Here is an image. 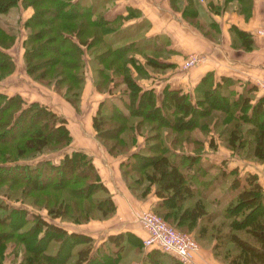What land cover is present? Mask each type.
<instances>
[{
	"label": "trees",
	"instance_id": "1",
	"mask_svg": "<svg viewBox=\"0 0 264 264\" xmlns=\"http://www.w3.org/2000/svg\"><path fill=\"white\" fill-rule=\"evenodd\" d=\"M236 1L246 3V0ZM104 2L0 0V13L15 4L31 8L21 23H17L18 29L19 25L23 28L20 45L25 74L31 80L51 86L56 92L61 90L62 97L72 104L79 100L84 68L91 73L93 86L108 79L109 84L103 88L107 97L97 102L91 125L95 138L106 136L112 139L111 144L105 145L111 155L123 156L118 169L127 187L131 190L140 187V194L151 190L157 197L154 207L175 226L193 227L201 237L210 227L214 238L211 250L221 247L224 264H264L263 187L253 173L239 175L235 167L226 169L223 159L219 165L207 160L204 155V141L210 150L215 148L211 142L212 136L207 135L205 129L209 125L215 127L219 122L218 114L221 113L222 143L233 153L242 152V155L253 157L264 165V96H254L255 88L251 82H243L238 90L237 79L220 75L218 80H214L212 72L208 70L191 87V91L170 88L164 84L156 93L150 86L137 85L135 80L149 75L145 66L157 69L166 67L155 57L156 51H160L166 42H151V39L157 40L160 36H146L143 33L144 20L120 26L124 18L135 14L131 8H127L124 15L105 17V8H100ZM193 3V0H186L189 9L181 8V16L198 29L199 24L192 19L195 17ZM216 7L212 5V8ZM208 18L206 26L212 27L215 35L218 34L216 23ZM227 30L232 47H252L253 40L247 30L233 24ZM118 32H128L130 38L116 44L118 39L112 40L107 36L108 33ZM15 35V32L0 26V79L13 69L12 56L5 49L14 42ZM148 47H151V53L145 52ZM39 49L47 52H40ZM135 53L142 55L143 63L133 56ZM84 54L87 65L83 60ZM103 56L109 57L106 59L107 65L93 64L98 63ZM36 57L39 60H34ZM131 66L135 68V73L131 72ZM3 68L6 70L2 73ZM38 69L39 72L36 71ZM120 83L122 86L118 87ZM110 87L115 88L117 93ZM105 99L110 101H107L109 107H104ZM20 102L18 94L7 95L0 91V142L12 137L22 138L21 142H15V146L21 145L19 147L25 150L39 152L49 143H68L70 136L63 116L35 100L26 102V105H20ZM109 119L119 121L109 127L112 130H104L101 128L102 123L106 124ZM23 121L24 128L15 131V125ZM138 134L143 136L139 144L136 139ZM19 147H15L14 156L11 157L21 154ZM41 157H37L39 162L35 165L23 164L30 171L26 179H19L15 175L17 164L12 163L17 159L4 161L10 163L8 165L0 162L3 163L0 164V182L24 181L29 182L27 185L30 190H58L56 196L43 198L47 203L45 214L50 218L82 222L91 218L104 219L113 213V201L92 167L89 155L71 150L70 153H63L55 163ZM210 169L215 172L207 174ZM138 171L140 176L132 180L128 178V174L133 175ZM49 172V178L43 176ZM39 175H42V179L36 181L34 176ZM51 176L58 178L54 180ZM143 178L147 183L141 188ZM220 182L221 193L214 196L217 200L209 201L206 198L208 192ZM14 187L13 183L0 187V194L10 201L0 197V227L8 226L6 230H0V245L7 238L21 245L23 254L16 264H91L94 263L93 253L99 264H112L113 259H116L115 252L124 241L127 242L129 236L138 239L130 230H118L107 233L99 244L93 245L87 234L67 230L56 222L41 218L38 213H33V220H29L25 215V207L16 208L10 204L15 201L27 204L20 198L24 191ZM95 191H101L102 196L93 197ZM200 198L217 207L209 210ZM87 202L92 205L91 208L85 204ZM14 214L18 217H14ZM220 215L221 220L218 218L215 224L207 225ZM26 222L29 225L22 229ZM65 238L70 244L60 248L59 242L53 253L45 250L49 249L50 240L62 241ZM151 247L140 256L139 264L185 263L156 246ZM165 257L170 261L163 263Z\"/></svg>",
	"mask_w": 264,
	"mask_h": 264
},
{
	"label": "rangeland",
	"instance_id": "2",
	"mask_svg": "<svg viewBox=\"0 0 264 264\" xmlns=\"http://www.w3.org/2000/svg\"><path fill=\"white\" fill-rule=\"evenodd\" d=\"M158 1H161V0H158ZM193 1L196 4L195 5V10H198V8H200V9L207 8L208 10H211V11L216 12V13L220 12L221 10H227V11H232V12L240 14L243 19H246L248 17V15L250 13L249 12L250 10H248V8H251V5H252V0H246V3L245 2L238 3L236 0H225V1L224 0H193ZM185 3H186V0H172V7L179 8V12L181 13V8H184V9L188 8L189 9V5L185 4ZM169 4H170V1H169ZM209 4H211V5H209ZM212 5H214V6L217 5L218 7L212 8ZM100 8L101 9L106 8L105 4L100 5ZM236 9L241 10V11H238ZM25 10H27V12L30 13L31 12L30 6H25V7L22 8L18 4H15V5L11 6L10 8H8L7 11L0 13V26H2L7 31L15 32V34H16L15 35L16 38H14V42L11 44L10 47L5 49L6 52H9V54H12L14 60L16 61V65L15 66L13 65L14 69L16 67V71H15L14 75L12 76V78H8V79L3 80L2 82H0V90H2L3 93H5L7 95L18 94L21 97L20 105L21 104L22 105H26L27 104L26 102L31 101V100H35V101H37V102H39L41 104H46L48 106V108H50L51 110H53L57 114H59V115L64 117L65 126L66 127L68 126V129L70 128V130L67 129L70 138H69V141H68V143L66 145H63L64 143H62V141L59 144H55V143L51 144V143H49L48 145H46V147L42 148L41 149L42 151H40V152L38 150H33V151L25 150V149L19 147L21 145H16L15 146V142L17 140H18V142H21L22 138L13 139V137H12V139H10V140H9V138L1 140V142H0V150H1L0 162L4 163V161L5 162H9V161H6V160L17 159V161H14V163H12V164H17L15 166V171L14 172L16 173L15 175L19 176V179L20 178L21 179H26V177L29 176V174H30V171L28 170V168H26V166H23V164L29 163L28 165H35V164H37L39 162V160H38L39 158H37L39 156L40 157L41 156L42 157H46L51 162L55 163V162H57L56 161L57 159H60V157L63 155V153H65V152L66 153H70L71 150H79V151H83L85 154H87V155H89L91 157V154L87 153V151H84V150H82L80 148H75V149H70L69 150V146H70L69 144H72V142H74L73 144H75L76 143L75 140H77L78 141L77 143H79V142H81V138H82L80 133H77V136H75L74 133H71V132H74V129L76 128V124L80 123V124H84V127H87V129L90 130V132H92V130H93V134H94V129H93L92 125L90 126L91 117H92V114L94 113V110L96 108L97 99L98 98L101 99L102 97L103 98L107 97V95L103 91V88L106 86V84H109L108 83L109 80L108 79H106V80L104 79V81L100 85L97 84V86H93L94 83L92 82V79H91V77H92L91 73L88 70H85V68H84V79L82 81L83 91H82V94H81V90H80V93H79L81 102L78 101V102H74L73 104L70 103L71 106L67 104V107L66 108H62L63 111H61L60 107H58L56 105V103H55L56 102L55 100H58V99L61 98L60 99V101H61L62 99H64L62 97L61 90L59 92L55 93V95H54V98H55L54 101L55 102L51 101V99L48 98V92H45L48 89V87H51V86H47L44 83H39L38 81L31 80L25 74V71L23 70V66L20 64L22 61L19 60V51H20L19 45H20L21 38L23 36V28L19 25V29H18L17 23L19 22V24H20L22 18L25 17L24 16ZM200 17H201V19H199V18L197 19V18L192 17L194 22L199 24V28H198L199 31L203 35H205L208 39H211V40H214V41L217 40V37L219 36V30H218V36H217V34L215 35V31H213L212 27L206 26V25H208V24H206V22H207V20L209 18L208 17L205 18L204 16H200ZM183 19H182L183 24L186 25V23H187L185 21L186 19L185 18H183ZM214 22L216 23V26L218 27V21H216L214 19ZM231 24L232 23H230L229 25H231ZM228 26H227V29H228ZM258 27L255 28L254 31L256 33H262L264 31V27L263 26H258ZM140 30H141V28H140ZM227 32L229 33L228 30H227ZM248 34H250V32ZM107 36H108L109 39H112V40L118 39L117 40L118 43H116V44H120V42H123L126 39L130 38L128 32L108 33ZM232 36H234V38H235L234 34H232ZM250 36H251V34H250ZM166 39H168L167 36L162 34V35H160V37L157 38V40L154 38V40L151 39L150 41L151 42H154V41H159V42H163L164 41V42H166L167 41ZM229 41H230V35H229ZM149 44H151V43H149ZM156 45H157V43H156ZM252 47H253V45H252ZM91 48L93 49L94 47H91ZM40 50L41 49H39V51ZM150 50H151V47H148V48L145 49V52L151 53ZM176 50L179 51V49H177V48H176ZM246 50H249V49H246ZM169 51L173 52V49H170V50L168 48L165 49L163 47V45H162L161 48H160V51H156V54L159 53L161 56H165V55L168 54ZM40 52L46 53L47 51L45 49L44 50L42 49V51H40ZM181 52H183V54H182L181 58L179 57V59H181V62H180L181 69L180 70H182V71L188 72V70H190L192 67H194L196 65H200L201 63H203L205 61L203 51H199V53H195V52H190L189 53V52H185V51H181ZM94 53H92V54H94ZM109 56L112 57L111 54ZM133 56H136V58L139 59L140 62L143 63V60H142V57H141L142 55H139L138 53H135ZM191 56H193L194 59ZM83 57H84L83 60L87 59L86 58V54H84ZM107 58H109V57H107ZM107 58H105L103 56L101 59H99L98 63H93V64H95V65L98 64L97 66H101V65L105 66V65H107V60H106ZM187 58H192V61L188 62V63H185ZM34 60H39V57H36ZM85 65H87L86 60H85ZM136 66H138V63L135 65V67ZM8 67L9 66H7V68ZM145 67L149 70V71H147V73H149V74H150V71H155V70H161L162 71V69L153 68V67H151L149 65H147ZM141 68H138V69L140 70ZM14 69H12L11 72H13ZM4 70H6V69L3 68L2 69V73L4 72ZM39 70L40 69H38L36 71L39 72ZM205 71H207V70H205ZM208 71L212 72L211 76H212V78L214 80H218L219 79V76L221 74H217L216 73L217 74L216 75L212 70H208ZM131 72L135 73V68L133 66H131ZM117 74H116V77L120 78ZM200 77L201 76H199V78ZM86 79H88L90 83H93L92 87L94 88V90L92 89L91 84H90V86H85ZM142 79H143V82H145L147 84H153L154 83L153 82L154 79H158V77L153 75V73H151L150 75H148V77H143ZM198 79L194 82V84L198 81ZM257 79H259V78H255L254 80L251 81V83L254 85V88H255V92L253 94H254V96L256 94H258L256 96H260V95L264 96L261 93L260 88L258 87V84L256 82ZM83 83H84V85H83ZM135 83L137 85L139 84L141 86L144 85V83L141 84V81H139V78L137 80H135ZM155 83L157 84V83H160V82L156 81ZM193 85L190 86V87H193ZM235 85H236V83L234 84V88H235ZM117 86L118 87L122 86V84L120 83ZM166 86H168V84ZM113 87H110V88L115 93H117V91L114 90L115 88H113ZM158 91L156 90L155 92L157 93ZM53 94H54V92H53ZM99 99H98V101H99ZM45 101H51L55 105H53L51 103H45ZM107 101H109V100L105 99L104 107H109V104L107 103ZM104 107H102V108L107 112V114H109L108 113L109 111L106 110ZM195 118H196V116H195ZM217 118L219 120V122H218L219 125L216 124L215 127L213 125L212 126L209 125L205 129L207 131V135L209 134V135L212 136L213 139H211V142H213L215 144V148L213 150H210L209 148H207L208 146L206 145V141H204V145H205L204 155H205V153H209L210 156H209V158L205 156L206 159L211 161V162H216L217 164L221 165V146L222 147H227V146L224 145L222 143V141H221V113L218 114ZM109 120L110 121L107 122L104 125L102 123L101 128H103L104 130L105 129L106 130H112V129H109V127L113 126V122H118L119 121V119L118 120L117 119H109ZM24 123H25L24 121H23V123L22 122L17 123V125H15V128H14L15 131H19V130L23 129L24 128ZM216 123H217V121H216ZM69 131H71V132H69ZM143 132H144V130L141 131V133H143ZM199 136H201V135H199ZM101 139L100 138H96L98 143L101 144L104 147V149L107 151V148H106L105 145L106 144L107 145L111 144L112 139L109 138V137H106V136H103V138H101ZM136 139L138 140L137 144L142 143V139H143L142 134H138L136 136ZM212 140H215V141H212ZM15 147H19L20 150H22L21 154L15 155V157H11V156H14L13 155L14 154L13 151H14ZM228 150H229L230 154L233 153L230 148H228ZM242 150H244V148ZM15 154H16V152H15ZM237 155L239 157H242V158H245V159H250V160L253 159V157H248L246 155H242V152H239ZM4 156H6V157H4ZM30 157L31 158H37V159H31ZM122 157L123 156H121V158ZM3 158H5V159L3 160ZM253 161H256V160L253 159ZM91 162H92V159H91ZM3 163H0V164H3ZM4 164L8 165L10 163H4ZM93 166L94 165L92 163V167ZM93 168H95V167H93ZM188 172H189V170H188ZM211 172H215V170L214 169H210L207 174H209ZM96 173L98 174L97 170H96ZM139 173L140 172L138 171V172L132 173L133 175L128 174L130 176V177L128 176V178H131V180H132L137 175L140 176L141 173L140 174ZM49 174H50V172L43 174V176H45L46 178H49V176H50ZM119 175L123 178V176L121 175L120 172H119ZM34 178H35L36 181H41L42 175L34 176ZM51 178L55 180L58 177L57 176L56 177L51 176ZM122 178H120V179H122ZM59 179H63V178L60 177ZM35 180L31 179L32 183H35ZM99 180L101 181L100 177H99ZM142 182L143 183H141V188H144V186H145L144 184L147 183L145 178L142 179ZM0 183H1L0 187H2V188H4V184L11 185L13 183V185L15 186L14 188H19V189H22L24 191V193L21 192L22 197H20V196L19 197L22 198V201L27 202V204H25V203H23L21 201L11 202L10 204L14 205L16 208L25 207V209H24V211L26 213L25 215L28 217L29 220L30 219L33 220V218H32L33 217V213H38L41 218L43 217V219H45V220H47L49 222H56V223L60 224L61 226H63L67 230H73V231H76V232H82V233L87 234L92 239L91 241H92L93 245H95L96 243L99 244L100 241L103 239V237L106 235V233L116 232V231H114L115 229H113V228H109L105 232V229H107L110 226H107V222L103 221V219H98L96 221L95 218H91V219H88V220L82 221V222H73L70 219L58 220L57 217L56 218L48 217L45 214V211H46V208H47L46 207L47 203L44 201L43 198H46V197H49V196H51V197L56 196L58 194V190H56V189H54V190L53 189H49V190L48 189H44L43 190V189H40V188L39 189L38 188H33V190H30L28 185H27V183H29V182L25 183L24 181H17L16 183H14V182L9 183V181L7 180V181H4V182L1 181ZM103 185L105 186L104 183H103ZM139 188L140 187H136L135 188L137 190V193L140 192ZM106 189H107V192H108L109 196L111 197V194H110V192H109L107 187H106ZM220 193H221V182H220V185L218 184L215 188H213L212 190H210V192H208L206 198L209 201H211V200L215 201L217 199H215L214 196L217 195V194H220ZM94 196L101 197L102 196V192L101 191H97V192L95 191L94 194H93V197ZM0 197H1V199L6 200L7 202H10L2 194H0ZM201 201L206 204V207H208L209 210H213V209H215L217 207V205H213V203L208 204L203 199H201ZM28 203H30V204H28ZM154 203L151 206V208H150V205H149L148 208L140 210L139 214L144 212V211H150V212H152L154 214H157L167 224L171 225L176 230H178L180 232H183V233H186V234H189L192 237V239L195 241V243L197 244L196 249L200 245L208 248L211 257H213V259L216 260L215 264H221V262L223 263V261L221 260V247H215L214 249L211 250L212 244L214 242V238H213V234L211 233L212 231H210L211 230L210 227H209L210 230L208 228L204 232L202 237H201V236L196 234L195 229L193 227H190L188 225L187 226H175L170 220L165 219V218H163L161 216L159 211H157L156 208L154 207ZM85 204H87V206H90V208L92 207V205L89 202H87ZM14 217L17 218L18 216L14 214ZM218 218H220V220H221V215L216 217L212 221V223L207 224V225L215 224L216 222H218V221H216V220H218ZM139 222L141 223V221H139ZM28 225H29V222L24 223L23 226H22V229L26 228ZM109 225H111V224H109ZM141 225L143 227L142 223H141ZM79 227H81L82 229H79ZM2 228H5V230H6L8 228V226L7 225L6 226L2 225V227H0V230ZM121 228H123V226H121ZM123 230L127 231V229H123ZM15 233L17 234L18 231H16ZM26 233L27 232H25V234ZM131 233H133L138 239L134 238L133 236H129L127 242L124 241L123 245H120L118 250L115 252L116 259L115 258L113 259L112 264H139L140 256H142L143 254H145V252H147L150 248H152L151 246H153V245H145L142 242V239H141L142 237L137 236L136 233H134L132 231H131ZM59 242H60V248H63L67 243H69V240L66 239V238L63 239L62 241H59L57 239H52V240H50V243H49V249L45 248V250L53 253L55 248H57V244ZM73 246L74 245H71V247H73ZM0 248H1V251H0V264H16L17 260L21 257V254H23L21 245L19 243H16L12 239H9V238H7L6 240L2 241V243L0 245ZM196 249H194V250H196ZM194 250H191L190 252H192ZM190 252H189V254H190ZM160 253H162V252H160ZM162 254H164V253H162ZM189 254H188V258H189ZM212 254L215 255V256H213ZM93 256H94V258H93L92 262H94V263H91V264H99L97 262V260H98L97 256L94 253H93ZM168 261H170V259H168V257H165V261H163V263L164 262H168ZM42 264H46V263H42Z\"/></svg>",
	"mask_w": 264,
	"mask_h": 264
},
{
	"label": "crops",
	"instance_id": "3",
	"mask_svg": "<svg viewBox=\"0 0 264 264\" xmlns=\"http://www.w3.org/2000/svg\"><path fill=\"white\" fill-rule=\"evenodd\" d=\"M104 4L106 7L104 13L107 18H112L117 14L124 15L127 8L135 10V14L124 18L120 26L139 23L140 20H144L143 33L146 36H160L164 34L168 38L166 39L167 41L164 48H168L169 50L173 49V52L169 51L165 56H161L157 53L155 56L156 59L161 60L166 67L162 68V71H150V74L153 73V75L158 77V79H154L153 84H147L143 82L142 78H139L141 84L144 83L143 87L151 86L154 91H158L164 84H168L170 88H180L182 91H190V86L194 84L205 70H212L215 74L217 73L237 79L238 90L243 82H251L255 78H264V31L262 33H256L254 31L258 26L264 27V0H252L250 13L246 19H243L238 13L227 10H221L218 13L208 10L207 8H198L197 11L195 10L194 18L201 19L200 16H204L205 18L210 17L218 21L219 36L217 34L218 37L215 41L208 39L195 28L194 25L189 24L186 20V25L183 24V17L179 12V8L172 7V0H105ZM193 4H195V2ZM25 12L24 16L29 14L27 10H25ZM230 23L250 32L253 40V47L251 49H240L230 45L229 33L227 32V26ZM19 47V60H21V45H19ZM176 48L179 49V51H177ZM181 51L189 53H199V51H203L205 58L204 64L201 63L200 65H196L188 70V72L180 70L181 59H179V57L181 58L183 54ZM10 55L12 56V54ZM12 59L14 61L13 65L15 66L16 61L13 56ZM20 64L22 65V62ZM15 71L16 67L13 72L1 78L0 82L12 78ZM156 81L160 83L156 84ZM88 82L89 80L86 79L85 86H90L91 84L92 87V83ZM92 89L94 90L93 87ZM82 91L83 87H81V94ZM45 92H48V98H50L51 101H56L55 103L60 107L61 111H63L62 108L67 107V104L70 105L65 99L60 101V98L54 101L56 91L51 87H48ZM51 101H45V103L53 104ZM78 101H80V96ZM68 130H70V128ZM71 133H74L75 136H77V133H80L82 138L79 143L75 140V144H73L74 142H72L73 145L69 144V150L80 148L91 154L95 170H97L101 181L111 194L114 211L109 217L103 219V221L107 222V226H110L105 229V232L109 228L115 229L114 231L127 229L136 233L137 236L144 237L146 235V230L137 219V214H139L140 210L148 208L149 205L151 208L157 199L155 194L151 190L147 191L145 194H140V192L137 193L136 189L131 190L127 187L124 179L118 172V163L122 155L113 156L109 154L104 147L98 143L94 137L93 130L90 132L87 127H84V124L79 123L76 124L74 132ZM205 155L208 158L210 156L209 153H205ZM221 159H223L226 169L235 167L239 175L244 172L253 173L258 183L264 189V166L261 162L239 157L235 153L230 154L228 148L222 146ZM97 220L98 219H96V221ZM121 226H123V228H121ZM79 229L82 228L79 227ZM215 262L216 260L211 257L209 249L200 245L196 250L190 252L189 259L185 263L215 264ZM221 264L224 263L221 262Z\"/></svg>",
	"mask_w": 264,
	"mask_h": 264
},
{
	"label": "built area",
	"instance_id": "4",
	"mask_svg": "<svg viewBox=\"0 0 264 264\" xmlns=\"http://www.w3.org/2000/svg\"><path fill=\"white\" fill-rule=\"evenodd\" d=\"M191 61L192 58H187L185 63ZM256 82L264 95V78H259ZM137 219L141 221L146 230V235L141 238L145 245L156 246L160 250L172 254L180 261H188L189 252L197 247L189 234L176 230L157 214L144 211L137 215Z\"/></svg>",
	"mask_w": 264,
	"mask_h": 264
},
{
	"label": "bare ground",
	"instance_id": "5",
	"mask_svg": "<svg viewBox=\"0 0 264 264\" xmlns=\"http://www.w3.org/2000/svg\"><path fill=\"white\" fill-rule=\"evenodd\" d=\"M182 262H186V261H182Z\"/></svg>",
	"mask_w": 264,
	"mask_h": 264
}]
</instances>
